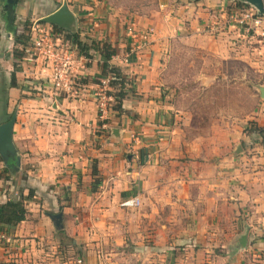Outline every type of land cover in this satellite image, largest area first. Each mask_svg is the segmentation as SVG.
<instances>
[{"label":"crops","instance_id":"obj_1","mask_svg":"<svg viewBox=\"0 0 264 264\" xmlns=\"http://www.w3.org/2000/svg\"><path fill=\"white\" fill-rule=\"evenodd\" d=\"M64 1L75 19L73 8L83 12V24H89V31L76 34L93 40L110 36L105 27L95 29L91 23L95 13H85L93 9L87 0H17L11 7L0 0V124L15 115L12 142L20 158L14 172L0 160V205L22 200L27 210L23 222L0 231V264H67L61 249L64 238L73 252V247L82 251L77 260L83 264H114L112 252L91 255L102 245L103 235L107 244L118 243L116 229L128 227L120 220L122 214L130 221L134 217L130 227L142 231L149 226L154 240L181 237L187 242V264L195 263L191 243L219 248V254L212 249L195 252L201 264H264V154L251 153L264 149H251V141L245 148L238 145L231 157L218 162L217 172H198L200 179L195 180L202 182L193 184L183 154L189 150L177 141L176 115L160 92L169 47L196 50L207 63L240 62L250 77L262 72L258 76L264 79V38L229 19L239 8L233 1L239 0H161L150 11L156 28H150L154 34L146 36L144 47L131 55V47H112L117 50L109 64L129 79L131 93L122 100L120 114L106 109L102 116L101 81L106 76L101 75L99 52L82 59L80 79L66 94L53 88L51 70L32 56V45L16 43L25 25L52 29L38 21ZM73 28H80L77 19ZM130 30L129 36L139 32ZM105 95L108 102L113 99ZM254 116L257 126H263L264 108ZM260 142L264 145L263 139ZM93 164L101 181L95 192ZM130 197L140 203L131 214L119 207ZM59 212L63 228L57 231L51 216ZM178 227L184 229L181 235L173 233ZM243 235L246 245L240 247Z\"/></svg>","mask_w":264,"mask_h":264},{"label":"rangeland","instance_id":"obj_2","mask_svg":"<svg viewBox=\"0 0 264 264\" xmlns=\"http://www.w3.org/2000/svg\"><path fill=\"white\" fill-rule=\"evenodd\" d=\"M87 1L91 3L90 6L93 9L87 10L89 12L85 13H95L89 18L92 20V24L97 25L95 29L105 27L110 31V36H107L106 40L94 38L95 41L101 43L100 47L103 44H107V47H120V49L121 47H131L133 40L129 36L130 28L134 27L135 30H138V35L149 31L150 28L153 30L156 28L150 19V11L156 9L161 0ZM94 2H100L103 6L96 7ZM73 10L80 27L78 30H74V34L77 31L84 33L89 31V24H83L87 20L80 17L83 12H78L75 8ZM25 26L27 29V25ZM92 29L94 30V28ZM142 29L143 31H140ZM152 32H149L148 37L154 34V31ZM80 38L87 44H91L93 41L87 35L80 36ZM140 40L141 38L137 37L138 43L141 42ZM169 48L170 52L165 55L162 61L165 68L164 76L161 75L163 82L160 92L164 101L170 104L173 115H176L173 122L175 123V134L178 136L177 141L189 150L183 154L187 156L189 172L193 173V184H195V179H200L198 172L203 174L211 171L217 172L218 162L223 158L231 157L238 145L245 148L248 146V141H251V149L253 147L264 149V145L260 144V138L264 140V132L262 134L257 132L258 129H263L264 125L259 127L252 120L255 117L254 114L260 108H264L262 105L264 104V94H261V90L264 91V79L262 76H258L259 73L261 75L263 73L257 72L250 77L251 73L248 74L240 62L234 64L224 62V65L220 61L207 63L203 58L204 55L196 50L190 52L187 47ZM114 49L117 50V48ZM232 78H237L238 82L231 80ZM124 81L127 83L125 86L129 85V79L125 78ZM115 83L112 90L108 92L111 95H114L119 87V80ZM115 106L114 99L107 102L106 109L109 114L114 112ZM251 153L263 155L264 150H255ZM196 182L201 184L202 181ZM135 210L125 212L131 214ZM121 216L120 220L125 219L128 227L116 229L118 243L113 241L112 245L107 244L105 242L106 235H103L102 245L96 246L95 253H92L91 257L99 253L106 257L112 252L115 255L112 261L114 264H187L185 261L187 259V253H185L187 242H184L181 237L179 241L154 240L151 237L152 230L149 226L141 231L139 227H130L131 223H134V217L130 221L131 218L123 214ZM190 224L191 222L187 223V225ZM103 230V228H97V231ZM183 230L178 227L174 229L173 233L181 235ZM171 233L172 231L169 232L170 235ZM61 242L63 261L67 264H76L82 251L79 252L73 247V252L72 245L66 238ZM200 249H212L214 253L219 254V248L215 249L214 245L203 246L191 243L190 252L193 253H191L190 259L194 260V264L200 262H197L198 259L195 255L193 256ZM200 260L204 259L200 258Z\"/></svg>","mask_w":264,"mask_h":264},{"label":"built area","instance_id":"obj_3","mask_svg":"<svg viewBox=\"0 0 264 264\" xmlns=\"http://www.w3.org/2000/svg\"><path fill=\"white\" fill-rule=\"evenodd\" d=\"M237 10H234L235 12L231 14L229 19L234 23H238L246 32L254 30L259 37L264 38V15H257V11L249 6L239 7ZM149 32L152 33L151 29L142 32L140 35L138 33L130 34V38L133 40L129 51L130 55L140 47L145 46V38ZM27 34L29 35L28 43L32 45L30 49L32 56L36 60L40 59L42 64L51 70L50 79L53 88L58 92L70 93L76 81L80 79L78 67L82 59L86 58L83 56L78 57L77 49L74 45L60 35L55 34L50 26L43 27L34 23L30 26ZM137 37L141 38L142 41L140 43H138ZM113 79L112 74H108L101 81L102 88L104 89L99 106L101 116L105 113L108 102L105 92L107 94L112 90L109 84ZM139 204L137 197H130L122 200L119 203V207L128 211L138 208ZM81 263V260H77V264Z\"/></svg>","mask_w":264,"mask_h":264},{"label":"trees","instance_id":"obj_4","mask_svg":"<svg viewBox=\"0 0 264 264\" xmlns=\"http://www.w3.org/2000/svg\"><path fill=\"white\" fill-rule=\"evenodd\" d=\"M233 4L237 7L243 6V4L239 1H233ZM52 30L54 32H58L59 34L63 33L64 38L77 49V53L86 59L91 58L89 54L92 51L100 53L103 58V62L101 64V75L108 76V74H112L114 79L110 81L109 85L111 88H113L116 84L115 82L119 80V87L116 89V93H114L112 96L116 102L114 111L117 112V114H120L122 112V100L127 96L128 93H131V89H128L126 87L127 85L125 86V84H127L124 81L126 77L121 73L120 69L109 64L112 56L115 54L114 49L112 47H107V44H103L102 47H100L101 43L94 40L91 41V44H87L81 40L79 34H67L56 26H52ZM23 31L24 32L20 33L16 38V43L22 47L26 46L29 41V35L27 34L29 29H26V26H24ZM11 85L14 86V82H12ZM257 132L258 134H262L264 132V128L258 129ZM4 172L6 173V170H4ZM91 176L93 177L91 191L95 192L101 183L96 164H93L92 166ZM29 197L30 194L27 196V198ZM26 215L27 210L25 209L24 201L22 200H10L5 204L0 205V231L4 230L7 232L10 229L15 228L18 224L25 220Z\"/></svg>","mask_w":264,"mask_h":264},{"label":"water","instance_id":"obj_5","mask_svg":"<svg viewBox=\"0 0 264 264\" xmlns=\"http://www.w3.org/2000/svg\"><path fill=\"white\" fill-rule=\"evenodd\" d=\"M240 3L249 5V7L254 8L257 11V15H264V3L263 0H239ZM17 0H5V6L11 7L15 5ZM39 23L48 24L51 26H56L57 28L65 31L66 33L75 32L74 26L76 19L73 13L69 10L67 3L64 1L60 7H58L54 12L41 18ZM261 94L264 91L261 90ZM15 122V115H12L10 119L0 124V160L3 161L5 166L11 168L12 172L18 171L20 166V158L16 153L15 147L12 142V130ZM10 161L13 163L11 164ZM53 225L57 231L62 230V213L59 212L51 216ZM246 243V236L243 235L239 239V246L244 247Z\"/></svg>","mask_w":264,"mask_h":264}]
</instances>
